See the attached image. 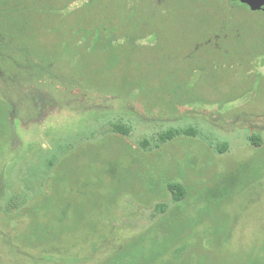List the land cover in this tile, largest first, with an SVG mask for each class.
Segmentation results:
<instances>
[{
    "label": "rangeland",
    "instance_id": "374dc122",
    "mask_svg": "<svg viewBox=\"0 0 264 264\" xmlns=\"http://www.w3.org/2000/svg\"><path fill=\"white\" fill-rule=\"evenodd\" d=\"M69 1L0 0V264H264V8L173 0L148 24L137 1ZM61 16L115 36L60 38ZM58 184L89 211L50 240Z\"/></svg>",
    "mask_w": 264,
    "mask_h": 264
},
{
    "label": "trees",
    "instance_id": "16d2710c",
    "mask_svg": "<svg viewBox=\"0 0 264 264\" xmlns=\"http://www.w3.org/2000/svg\"><path fill=\"white\" fill-rule=\"evenodd\" d=\"M12 1H14V0H12ZM76 1H78V0H70L68 2V4L76 2ZM132 1H135V2L137 1V4H138L139 0H132ZM171 1H173V0H151V1L150 0H142L140 5H137L138 6L137 9L140 13L139 14L140 16L145 17L143 14H141V12H143V11L145 14L148 15L145 18H146V21L148 20L147 21L148 24H150V22H152L155 18L157 19V17L159 15H161L160 16V18H161L163 16V13H162L163 11L169 12L170 9L177 8V6L179 5L178 1L174 2L172 5H169V3ZM234 1H239V0H234ZM94 2H95V0H87L85 2V4L91 5ZM148 6H149L150 11H148L146 9ZM153 7H156V8H153ZM60 10L61 9H59L58 11H60ZM0 14H2L1 9H0ZM57 19L58 20L54 24L52 29H53L55 34L61 36L60 38H68L67 36H71L75 32H80V31H82V32L87 31L89 33L88 34L89 36L92 34L96 35V34H94L95 32L97 34L99 33L100 36L98 35L99 36L98 40H108V38H107L108 35H111L112 37L115 36V34L113 32L114 28L112 26L85 29L81 26V23H80L82 18H78L77 21H72L70 25H67L68 17H62L61 16V18L57 17ZM31 23H32V21L30 22L28 20H26L25 22L22 21L23 30H25V32L28 36L33 37V35H34L33 29L34 28L33 27L31 28V25H32ZM24 26H25V28H24ZM121 30L123 31V29H121ZM151 33L156 34L155 26L150 25V26L144 27V26H138L137 25L134 29L130 30L129 34H130V36H133L136 38H142V37H144L148 34H151ZM206 41H208V40H206ZM116 127L119 131H123L125 133L128 132V130L126 128H123L120 125H117ZM173 136H174V133L172 131H169L166 134H162L161 138L163 140H166V139L172 138ZM250 139H251V142L253 145H256L259 147L263 146L264 140L260 135L253 134L250 136ZM226 147H227V145L223 144L220 147V149L225 150ZM66 161L67 160L64 161L63 166L66 165ZM169 188L173 194V198L176 201H181L185 198L186 187L182 183H180V182L170 183ZM226 192H227V189L223 188L221 190V193H218L217 198H220L223 195H226L225 194ZM212 197H215L213 195V190H211L210 193L208 192V195H207V202L208 203L211 202ZM52 208H54L55 211H52L53 210ZM209 208H212L211 203L208 206V209ZM46 209H47L46 212H47V214H49L50 217L46 221H43V222L37 223V224H38L39 228L42 229L43 233H45L50 240L53 238L57 239L59 237V235L65 233L66 230L69 231V230H73L76 227H78L77 225L81 221V219L76 220L77 214L83 219L85 217L84 213H88V211H89L86 204L79 200V197L77 196V192L72 197H68V196H66L65 191L64 190L62 191L59 188V184L55 188L54 196H53L52 200L49 202L48 208H46ZM177 231H178V228H176V232ZM51 233H54V234H51ZM170 240L174 241L173 238H170ZM169 241L167 242L168 244L166 243L165 247L162 250L155 251L156 256L157 255L162 256L165 253H167L168 247L173 243V242H169ZM184 247H186V242L183 245L176 248L174 260H177L180 257H182L181 253L186 249ZM188 255H190V254L184 255V258L187 259ZM137 257H138L137 258L138 260L135 264H146V262L144 261L145 260L144 259L145 258L144 253H142V254L139 253L137 255ZM103 264H112V263H111V260L108 259Z\"/></svg>",
    "mask_w": 264,
    "mask_h": 264
},
{
    "label": "water",
    "instance_id": "95a60500",
    "mask_svg": "<svg viewBox=\"0 0 264 264\" xmlns=\"http://www.w3.org/2000/svg\"><path fill=\"white\" fill-rule=\"evenodd\" d=\"M248 5L252 10H261L264 8V0H239Z\"/></svg>",
    "mask_w": 264,
    "mask_h": 264
},
{
    "label": "flooded vegetation",
    "instance_id": "af4514ba",
    "mask_svg": "<svg viewBox=\"0 0 264 264\" xmlns=\"http://www.w3.org/2000/svg\"><path fill=\"white\" fill-rule=\"evenodd\" d=\"M150 1H151V0H150ZM141 2H142V0H139V1H138V5H140ZM149 3H150V2H149ZM153 8H156V7H153ZM146 9H147L148 11H150V10H149V6H148ZM150 9H151V8H150Z\"/></svg>",
    "mask_w": 264,
    "mask_h": 264
}]
</instances>
